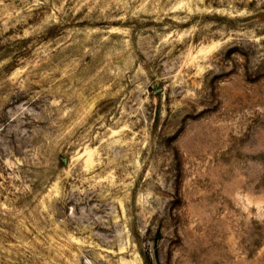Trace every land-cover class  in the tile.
Listing matches in <instances>:
<instances>
[{"label": "rangeland", "instance_id": "rangeland-1", "mask_svg": "<svg viewBox=\"0 0 264 264\" xmlns=\"http://www.w3.org/2000/svg\"><path fill=\"white\" fill-rule=\"evenodd\" d=\"M0 264H264V0H0Z\"/></svg>", "mask_w": 264, "mask_h": 264}]
</instances>
